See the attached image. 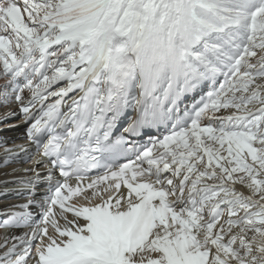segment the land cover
<instances>
[{"label":"snow or ice","instance_id":"6c2138e0","mask_svg":"<svg viewBox=\"0 0 264 264\" xmlns=\"http://www.w3.org/2000/svg\"><path fill=\"white\" fill-rule=\"evenodd\" d=\"M0 80V264H264V0H0Z\"/></svg>","mask_w":264,"mask_h":264},{"label":"bare ground","instance_id":"6f19581e","mask_svg":"<svg viewBox=\"0 0 264 264\" xmlns=\"http://www.w3.org/2000/svg\"><path fill=\"white\" fill-rule=\"evenodd\" d=\"M3 81L0 80V84H2ZM6 111H18L16 103L13 101V103L8 108L0 107V116H2ZM21 121V120H20ZM22 122V121H21ZM18 122H11L8 125H16ZM0 128H4L1 127ZM0 130V144H3V146H0V221L3 219H6L7 216L5 213H7L9 210H18L14 209V205H19L25 203L30 193L28 190H25L24 187H22L20 184L15 183L14 181L17 178L24 177L26 175H30V173H21L19 171V168L25 169L32 167V161L29 160L27 162L21 161V160H10L9 163H4L5 153H4V147L13 149L14 152H19V148L17 146L23 145L27 148H29L33 155L35 156V151L33 145L30 144V142L27 140L26 137V127L21 128H11ZM23 155L22 153L20 154ZM41 171H43L41 169ZM18 187V191L15 193H10V190H14ZM239 187V186H238ZM38 197L42 198L43 195L46 192V186L42 185L40 189H37ZM241 191H244L247 193L246 188H241ZM7 192L8 195H15L12 196V200H6V198H3V195ZM40 192V193H39ZM2 219V220H1ZM2 231H4V235L9 233H16L20 234L23 231H27V229H5L0 228V238H2L4 235H2ZM34 264V262H33Z\"/></svg>","mask_w":264,"mask_h":264},{"label":"rangeland","instance_id":"374dc122","mask_svg":"<svg viewBox=\"0 0 264 264\" xmlns=\"http://www.w3.org/2000/svg\"><path fill=\"white\" fill-rule=\"evenodd\" d=\"M22 117H19V116H17L16 118H12V119H10L8 122H7V124H10L11 122L13 123V122H18V124H16V125H11V127H7L6 129H11V128H21V129H23V128H25V127H27L25 124H24V122H23V120L21 119ZM22 122H21V121ZM1 127H6V126H1ZM19 171L21 172V173H23L24 171H23V169L22 168H19ZM23 171V172H22ZM41 188V187H40ZM40 188H38V189H40ZM25 190H27V189H25ZM18 191V187L17 188H15L14 190H10V192L8 193V194H10L11 192L12 193H15V192H17ZM38 191V190H37ZM38 193V192H37ZM40 193V192H39ZM7 194V192L3 195V198H6V200H12V196H15V195H8ZM2 220V219H1ZM2 235H4V234H2Z\"/></svg>","mask_w":264,"mask_h":264}]
</instances>
